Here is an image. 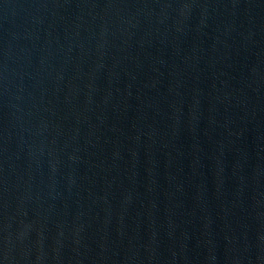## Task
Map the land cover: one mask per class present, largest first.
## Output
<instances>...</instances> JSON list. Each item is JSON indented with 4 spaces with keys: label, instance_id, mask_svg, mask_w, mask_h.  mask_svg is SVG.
Here are the masks:
<instances>
[{
    "label": "water",
    "instance_id": "obj_1",
    "mask_svg": "<svg viewBox=\"0 0 264 264\" xmlns=\"http://www.w3.org/2000/svg\"><path fill=\"white\" fill-rule=\"evenodd\" d=\"M0 264H264V0H0Z\"/></svg>",
    "mask_w": 264,
    "mask_h": 264
}]
</instances>
